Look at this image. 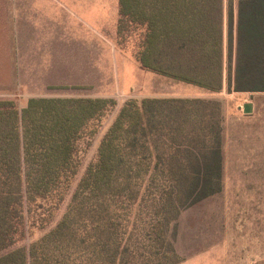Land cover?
Listing matches in <instances>:
<instances>
[{
  "label": "trees",
  "instance_id": "trees-1",
  "mask_svg": "<svg viewBox=\"0 0 264 264\" xmlns=\"http://www.w3.org/2000/svg\"><path fill=\"white\" fill-rule=\"evenodd\" d=\"M141 69L210 93L264 94V0H119ZM113 98L0 100V253L55 220ZM219 100L129 99L57 224L0 264H180L183 211L224 189Z\"/></svg>",
  "mask_w": 264,
  "mask_h": 264
},
{
  "label": "rangeland",
  "instance_id": "rangeland-1",
  "mask_svg": "<svg viewBox=\"0 0 264 264\" xmlns=\"http://www.w3.org/2000/svg\"><path fill=\"white\" fill-rule=\"evenodd\" d=\"M99 1L103 2L102 21L90 22L85 17L95 12L84 15L82 0H0V100H12L19 109L29 99L41 97H103L117 102L89 149L82 154L79 173L52 224L43 230L31 226L24 240L0 256L12 249L28 247L57 224L87 166L95 159L102 137L129 99L187 96L219 100L224 118H228L230 136L239 138L242 125L236 106L245 99L244 94H229L226 87L221 93L204 92L199 87L141 69L133 57L131 40L119 44L112 1ZM96 16L101 18L99 14ZM231 148L234 149L233 145ZM224 196L214 199L221 200ZM214 209L208 202H202L185 211L177 230L176 250L181 259L205 251L211 243L221 240V217L219 213L213 215ZM195 264L203 263L199 259Z\"/></svg>",
  "mask_w": 264,
  "mask_h": 264
},
{
  "label": "crops",
  "instance_id": "crops-1",
  "mask_svg": "<svg viewBox=\"0 0 264 264\" xmlns=\"http://www.w3.org/2000/svg\"><path fill=\"white\" fill-rule=\"evenodd\" d=\"M111 1L114 9L112 17L114 20L117 15V24L119 0ZM82 3L86 10L84 15L95 12L85 19L102 21L100 10H103V2L82 0ZM98 14L101 18L96 16ZM89 21L82 20L86 25L90 24ZM243 96L245 99L236 106V115L240 116L242 125L238 139L230 136L231 129L225 117L224 189L202 201L214 206L213 213H219L221 217V240L211 243L207 250L187 257L180 264H195L199 259L203 264H264V94ZM246 103L253 105L250 114L243 112ZM231 194L242 197L231 198ZM220 195H225L224 199H214ZM185 211L178 220V231ZM177 236L178 233L175 247H178Z\"/></svg>",
  "mask_w": 264,
  "mask_h": 264
},
{
  "label": "water",
  "instance_id": "water-1",
  "mask_svg": "<svg viewBox=\"0 0 264 264\" xmlns=\"http://www.w3.org/2000/svg\"><path fill=\"white\" fill-rule=\"evenodd\" d=\"M252 104L251 103H246V104H244L243 105V112L245 113V114H250V113H252Z\"/></svg>",
  "mask_w": 264,
  "mask_h": 264
}]
</instances>
